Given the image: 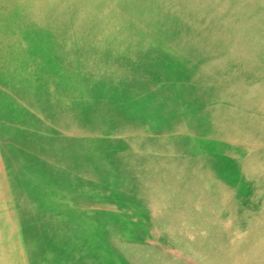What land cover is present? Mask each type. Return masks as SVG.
Masks as SVG:
<instances>
[{
  "label": "bare ground",
  "instance_id": "obj_1",
  "mask_svg": "<svg viewBox=\"0 0 264 264\" xmlns=\"http://www.w3.org/2000/svg\"><path fill=\"white\" fill-rule=\"evenodd\" d=\"M39 1L0 0L3 33L25 26L0 34V81L16 92L0 101V142L19 205L9 233L0 173V264H264V101L232 109L222 87L235 67L264 75V48L249 46L264 0ZM39 59L55 67L39 82L13 74ZM89 138L98 150L83 158ZM235 140L251 142L245 156ZM238 181L251 199L228 190Z\"/></svg>",
  "mask_w": 264,
  "mask_h": 264
},
{
  "label": "rangeland",
  "instance_id": "obj_2",
  "mask_svg": "<svg viewBox=\"0 0 264 264\" xmlns=\"http://www.w3.org/2000/svg\"><path fill=\"white\" fill-rule=\"evenodd\" d=\"M40 2V4H41V6H42V1L40 0L39 1ZM255 4V3H254ZM254 4H252L251 6H250V8H249V10H255L256 9V6H253ZM255 12H261V14H264V6H262V8H257L256 10H255ZM1 20V19H0ZM22 22H16V27H13V26H11V31L10 32H8L7 30H5L6 32L5 33H3V31H4V26H3V23L0 25V34H3V36H6V37H8V38H10V36L13 34V32H14V30H17V29H19L20 27L22 28L24 25H22L21 24ZM263 23H264V20H262V21H259V23H258V26H254V25H252L251 27H250V32H249V34L251 35V32L254 34V36H255V40L253 39L252 41H254V42H252L251 41V43L249 44V46H252V45H255V46H260L262 49L264 48V25H263ZM20 24V25H19ZM22 25V26H21ZM263 25V26H262ZM25 27V26H24ZM254 30V31H253ZM26 31V30H25ZM28 32V35L30 34V31H27ZM26 33V32H25ZM37 33V32H36ZM247 35L246 36V40H248V36H250V35ZM256 34V35H255ZM42 35V33H37V35L36 36H34V37H32L33 38V41H32V43H30L29 45H28V47H31L30 48V53H34V54H37V55H39V58H40V54H41V48L39 47V40H40V36ZM259 35V36H258ZM24 36H26V34H24ZM186 36H184V38H185ZM263 37V38H262ZM258 38V39H257ZM261 38V39H260ZM263 41V42H262ZM260 44V45H259ZM34 45V47H32ZM160 49V48H159ZM161 51H163L162 49H160ZM159 50V51H160ZM3 54H1L0 55V63H1V60H2V58H3V56H2ZM13 57H15V58H17V59H20L21 58V53L20 54H18V52L15 50V55H12L11 54V59L13 58ZM6 60H8V59H5V61ZM13 61H14V58H13ZM94 63H92L91 64V66L93 65ZM183 66V64H182V62H176L175 64H174V66H173V68L172 69H175V68H180V67H182ZM19 67H21V66H19ZM21 68H23L21 71H19V72H17V73H13V74H22V76H23V78H24V80L25 79H31L32 77H34L35 78V82H39L45 75H49V70L50 69H54L55 67L54 66H52V65H49V64H45V63H42L41 62V59H39V60H36V66H35V70L34 69H32V68H28V69H26V68H24V67H21ZM89 68H87V69H85V70H88ZM157 69L159 70V71H161L163 68H162V66H159V67H157ZM246 69V68H245ZM244 69V70H245ZM235 70H236V73H237V75H238V77L239 78H237V79H235L234 80V82H233V85H234V87L233 86H231V84L228 82H223L225 85H222V87H223V90L224 91H226V98H227V103H226V105L225 106H227V107H230V108H232V109H238V108H243V107H249V108H253V106H251V105H253V103L254 102H256L257 103V106L258 105H260L261 103H262V101H264V98L262 99V97H264V75H263V77L260 75L259 77H257L256 79H255V77L253 76V75H251V74H248V73H246L242 68H240V67H235ZM0 74H1V72H0ZM31 75H33V76H31ZM254 77V78H253ZM260 77H262V78H260ZM249 78V79H248ZM239 79H240V81H239ZM248 79V80H247ZM259 79V80H258ZM237 80L239 81V84H238V82H237ZM243 80V81H242ZM253 80V81H252ZM212 81L213 82H215V81H217L216 80V78L214 77L213 79H212ZM252 81V82H251ZM244 82V83H243ZM250 82V83H249ZM254 82V83H253ZM186 84H187V82H185ZM235 83V84H234ZM241 83V84H240ZM240 85V86H239ZM243 85V86H242ZM246 85V86H245ZM225 86V87H224ZM242 87V88H241ZM225 88H226V90H225ZM231 88V89H230ZM240 88V89H239ZM235 89V90H234ZM243 89V90H242ZM230 91V92H228V91ZM234 90V91H233ZM237 90V91H236ZM239 90V91H238ZM241 90V91H240ZM250 92L251 93V101H249V102H251V103H247L246 102V97H245V95H244V93L245 92ZM234 92V93H233ZM236 92V93H235ZM228 93V94H227ZM230 94V95H229ZM233 94H235V95H233ZM6 96H10V98H11V100H15L16 99V92H13V91H11V90H8L7 88H6V83L4 82V81H0V101L3 99V98H7ZM8 99V98H7ZM229 101V102H228ZM231 102V103H230ZM228 104H230V105H228ZM236 107H238V108H236ZM19 109V108H18ZM19 111L23 114V112H22V110H20L19 109ZM19 112V113H20ZM18 113V114H19ZM36 114V113H35ZM38 114H42V112H40V111H38ZM186 115H189V114H193L192 112H187V113H185ZM0 115H1V111H0ZM173 119V118H172ZM97 121V120H96ZM257 120H255L254 121V123H257V122H259V120L256 122ZM17 126H18V124H17ZM3 131H5V133L7 132V131H9L8 129H5V130H3ZM89 131L90 132H88L87 133V136H92L93 135V131L92 130H90L89 129ZM260 132V131H259ZM259 132H257V133H259ZM90 134V135H89ZM257 134H255V136H256ZM256 137H258V136H256ZM88 138V137H87ZM0 140H1V137H0ZM235 144H236V146H243L244 147V149H247V150H244L243 151V153L241 152H239V156H245L247 153H248V150H250L252 147V144H251V142H250V144H247V143H244V142H242L241 140L240 141H238V140H235V141H233ZM97 143H96V141L94 140V139H92V138H89V139H85L84 141H83V144H82V148H83V158L85 157V156H89V155H91V156H94L95 155V153L97 152V150H98V147H97V145H96ZM213 146L211 145V144H209V143H205V142H202L201 141V144H200V146H199V150L200 149H202V151H205V152H207V151H209V150H211L212 151V148ZM7 149H5V148H3L2 147V145H1V142H0V173H2L3 172V174L5 175L4 176V179L2 180V183L4 184V186H2V188H3V195H5L7 192H8V188L6 187V184H8V183H10V181H12L11 180V178H10V175H11V172H13V169H11L10 167H8V163H7V161H8V159H9V156L11 155L10 154V152L9 153H6L5 151H6ZM208 154L209 153H212V152H207ZM98 154V153H97ZM218 160L217 159H215V162H217ZM90 169L91 170H95L96 169V166L94 167V166H90ZM204 171V170H203ZM202 171V172H203ZM219 175V174H218ZM34 176H35V174L33 173V172H31V174H30V176H29V179H28V183H31L32 181L34 182V180L32 179V178H34ZM6 181V182H5ZM241 182H242V180H241ZM103 184L106 186V183H105V181H103ZM102 184V185H103ZM28 184L23 180L22 181V183H21V186H20V188L21 189H26V186H27ZM90 187H91V190H95L96 189V186L94 185V184H88ZM192 185H194L193 184V182H192V180L190 179V178H185V181L183 182V184L181 185V187H185V186H192ZM227 185V187H228V190L230 191V192H232V194H234V195H237V194H239L240 196H242L243 197V199H245V200H248V199H251L252 198V192L250 193V192H248V191H240V189H241V183L238 181V182H229V183H227L226 184ZM6 187V188H5ZM201 188H202V186H200ZM28 188H29V186H28ZM31 188V187H30ZM32 190V189H31ZM8 194H6L5 195V198L4 197H2L3 198V204L4 205H9V207L7 206L6 207V210H9V214L11 215L10 217H6V222H8L7 223V229H8V231H9V233H13L14 232V224H13V220L15 219V218H18L19 216H18V214H17V210H18V208H19V205L17 206V203H12V200H13V198H10V200L8 199V196H7ZM235 197L236 196H232L231 197V199L230 200H228L227 202L228 203H230V201H232L233 199H235ZM14 202V201H13ZM128 205H130L129 204V202H128ZM0 206H1V204H0ZM11 211V212H10ZM246 208H245V210L244 209H241L239 212H237V213H239L240 215H248L246 212ZM236 214V212L235 213H231V216H230V219H232L233 220V222H230L231 224H232V226L233 227H237V228H239L238 227V225H237V222H236V220H235V215ZM141 216V215H140ZM9 221H8V220ZM11 221H12V223H11ZM11 223V224H10ZM10 226H11V228H10ZM200 233H204V231H200ZM8 235V234H7ZM10 235H12V234H10ZM18 240V239H17ZM17 240H14L13 242H16ZM18 242H22V240L21 239H19L18 240ZM13 244V243H12ZM17 250V249H16ZM16 250H14L13 248H10L9 249V251H8V253L10 254V256L8 257L9 259H10V261H13V257H14V260H15V258H16V256H15V254H16ZM11 254H13L12 256H11ZM12 257V258H11ZM7 259V258H6ZM6 259H5V261L4 262H2L1 264H6Z\"/></svg>",
  "mask_w": 264,
  "mask_h": 264
}]
</instances>
